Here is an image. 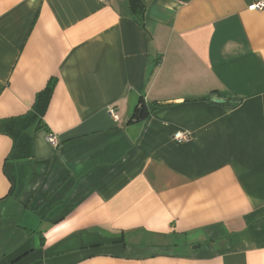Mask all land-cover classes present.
Returning a JSON list of instances; mask_svg holds the SVG:
<instances>
[{"label": "crops", "instance_id": "1", "mask_svg": "<svg viewBox=\"0 0 264 264\" xmlns=\"http://www.w3.org/2000/svg\"><path fill=\"white\" fill-rule=\"evenodd\" d=\"M252 2L0 0V120L54 80L33 157L0 134V264H264Z\"/></svg>", "mask_w": 264, "mask_h": 264}, {"label": "trees", "instance_id": "2", "mask_svg": "<svg viewBox=\"0 0 264 264\" xmlns=\"http://www.w3.org/2000/svg\"><path fill=\"white\" fill-rule=\"evenodd\" d=\"M53 88L54 80H50L46 88L35 96L34 102L26 113L0 120V134L10 138L12 142V147L7 157L8 159L22 161L33 157L32 135L36 131L47 129L44 116L50 102ZM208 99V97L203 98V100ZM159 108L160 106L153 105L148 110L152 112ZM140 111L142 117H146L149 114L148 111L143 109Z\"/></svg>", "mask_w": 264, "mask_h": 264}, {"label": "built area", "instance_id": "3", "mask_svg": "<svg viewBox=\"0 0 264 264\" xmlns=\"http://www.w3.org/2000/svg\"><path fill=\"white\" fill-rule=\"evenodd\" d=\"M100 1H104V0H100ZM248 8L250 11H262V10H264V0H253V2L250 4V6ZM110 115L114 121H116L118 119V116L115 113V111H113V110L110 111ZM172 139L178 143H184V142H187L189 140L188 135L186 133H183V132L174 133L172 136ZM46 141L50 146H52L54 148L58 147V140H57L56 136L47 135Z\"/></svg>", "mask_w": 264, "mask_h": 264}, {"label": "water", "instance_id": "4", "mask_svg": "<svg viewBox=\"0 0 264 264\" xmlns=\"http://www.w3.org/2000/svg\"><path fill=\"white\" fill-rule=\"evenodd\" d=\"M210 101L215 104H223L225 101L218 98L217 96H211Z\"/></svg>", "mask_w": 264, "mask_h": 264}, {"label": "rangeland", "instance_id": "5", "mask_svg": "<svg viewBox=\"0 0 264 264\" xmlns=\"http://www.w3.org/2000/svg\"><path fill=\"white\" fill-rule=\"evenodd\" d=\"M176 241V240H175ZM178 241V240H177Z\"/></svg>", "mask_w": 264, "mask_h": 264}]
</instances>
